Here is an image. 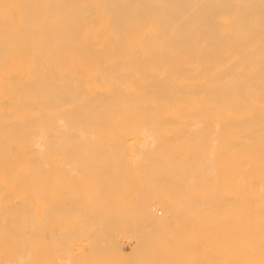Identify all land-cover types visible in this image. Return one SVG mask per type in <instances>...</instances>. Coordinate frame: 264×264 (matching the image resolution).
<instances>
[{"label": "bare ground", "instance_id": "1", "mask_svg": "<svg viewBox=\"0 0 264 264\" xmlns=\"http://www.w3.org/2000/svg\"><path fill=\"white\" fill-rule=\"evenodd\" d=\"M0 264H264V0H0Z\"/></svg>", "mask_w": 264, "mask_h": 264}]
</instances>
